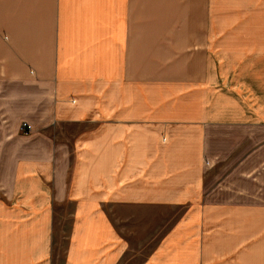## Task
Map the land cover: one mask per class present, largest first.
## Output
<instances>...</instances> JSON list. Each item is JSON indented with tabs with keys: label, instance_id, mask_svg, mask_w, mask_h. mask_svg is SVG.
<instances>
[{
	"label": "crops",
	"instance_id": "1",
	"mask_svg": "<svg viewBox=\"0 0 264 264\" xmlns=\"http://www.w3.org/2000/svg\"><path fill=\"white\" fill-rule=\"evenodd\" d=\"M132 261L264 264V0H0V264Z\"/></svg>",
	"mask_w": 264,
	"mask_h": 264
},
{
	"label": "built area",
	"instance_id": "2",
	"mask_svg": "<svg viewBox=\"0 0 264 264\" xmlns=\"http://www.w3.org/2000/svg\"><path fill=\"white\" fill-rule=\"evenodd\" d=\"M21 131L25 134V135H28L32 132V127L30 124L28 123H22L21 125Z\"/></svg>",
	"mask_w": 264,
	"mask_h": 264
},
{
	"label": "rangeland",
	"instance_id": "3",
	"mask_svg": "<svg viewBox=\"0 0 264 264\" xmlns=\"http://www.w3.org/2000/svg\"><path fill=\"white\" fill-rule=\"evenodd\" d=\"M21 134L24 135V136H28V135H30L31 133L28 134V135H25V134L21 131ZM132 263H133V261H132V262H127V264H132Z\"/></svg>",
	"mask_w": 264,
	"mask_h": 264
}]
</instances>
